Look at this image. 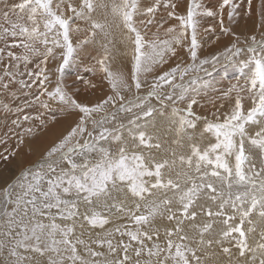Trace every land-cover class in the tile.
<instances>
[{
  "label": "snow or ice",
  "instance_id": "1",
  "mask_svg": "<svg viewBox=\"0 0 264 264\" xmlns=\"http://www.w3.org/2000/svg\"><path fill=\"white\" fill-rule=\"evenodd\" d=\"M17 84L12 155L66 124L0 185V264H264V0H0V90Z\"/></svg>",
  "mask_w": 264,
  "mask_h": 264
},
{
  "label": "rangeland",
  "instance_id": "2",
  "mask_svg": "<svg viewBox=\"0 0 264 264\" xmlns=\"http://www.w3.org/2000/svg\"><path fill=\"white\" fill-rule=\"evenodd\" d=\"M10 2H18V0H10ZM174 2L178 3V8L182 6V7L187 9V5L190 2V0H174ZM237 2H239V0H237ZM160 15H166V13L163 12V9H161ZM241 18L244 19L245 21L242 20ZM171 22H172V20L169 21V23H171ZM212 22L213 21L210 20V19L207 20L205 22V26H207V24H211ZM225 22H226V24L229 23L226 20H225ZM242 22L244 24L247 22L248 24L252 25V22H250V20H247L243 15L238 16L235 21L231 22V26L236 25L234 27V30L237 33H240V34H244V33L248 32V29H246V30L242 29V26L244 25ZM167 26L168 25H165V27H167ZM13 50L14 51H18V49H13ZM212 50L213 49H208V52H210ZM203 54L206 55L208 53H203ZM81 57L83 58L85 64L93 63V61L89 58L87 52L81 53ZM118 59H123V58L119 57ZM118 59H117V62H120V60H118ZM35 63H36V61L31 63V65L29 64L27 66V69H29V71L34 69L35 68ZM21 65H22V68L20 67L19 72L17 74V78L19 77V73L21 71H23V69H25V66L23 67V64H21ZM49 67H50V64H49ZM82 70L83 69L81 68V71ZM239 76H240V73H239V69L238 68H236V67H228L226 70L225 69H220L217 72H214L210 77H206V79L210 81V83L213 85V87L223 89V88L228 87L229 83H234L236 78H239ZM25 77H23V78H25ZM85 78L86 79H92V77L89 74H85ZM74 79H75V66H73L72 68L68 69L67 72H66V75H65V80L69 84ZM81 88H83V86H81ZM106 90L107 89H105V91ZM206 91L208 92V95L204 96V98L201 99V104L204 105V107L201 109L203 111H207V110L211 109L212 104L209 103V100L212 97H214L215 95H217L216 93L212 92L211 89H208ZM97 93L98 94H96V95H100L101 94L99 92H97ZM202 96H203V93H202ZM89 98L90 99H95V96H92V95L89 94ZM2 100H7V102H10V100H13L11 93L2 95V93L0 91V101H2ZM219 103H220L219 101H216L217 105ZM2 112H4V111L0 110V115L2 116V119L11 116V115H9V113L4 115ZM59 126L60 125H56L55 127H59ZM55 127H53V129H55ZM57 129H59L58 130V133H59L61 130H60V128H57ZM5 133L6 134H10V131H5ZM44 137H46L45 136V132L44 131H39V134L37 132V136H36L37 140H34V141H36V142L37 141H44ZM27 142H29V140L28 141L26 140L27 150H26V148H25V150L26 151H29V149L32 150L31 147L29 146V144H27ZM0 146L2 147V148H0L1 149L0 150V185H2L5 182V180H9L11 175L14 174L16 172V170H18V169H20L22 167L23 161H21V163H19V161L17 160V156L16 155L14 156V155L11 154L12 149H10L6 144L4 145V143L0 142ZM21 147L24 148L25 146H21ZM4 148L6 149V151H4ZM25 155H26V153H25ZM27 157H30L29 152H28V154L26 155L25 158H27ZM31 160H33V157H32V159H28L27 163H30Z\"/></svg>",
  "mask_w": 264,
  "mask_h": 264
},
{
  "label": "bare ground",
  "instance_id": "3",
  "mask_svg": "<svg viewBox=\"0 0 264 264\" xmlns=\"http://www.w3.org/2000/svg\"><path fill=\"white\" fill-rule=\"evenodd\" d=\"M178 11L181 13V14H184L185 13V11H186V8H184V7H179L178 8ZM242 19V18H241ZM225 20L227 21V18L225 17ZM242 20H244V19H242ZM245 21V20H244ZM250 22H252L251 20H250ZM173 23H176V21L175 20H172V22L170 23V24H173ZM213 23V22H212ZM243 23V22H242ZM244 24V23H243ZM236 25H233L232 27L234 28ZM252 27H253V25H250V24H248L247 22L242 26V29H244V30H246V29H248V31H250L251 29H252ZM238 31V30H237ZM241 32V31H240ZM117 48H119L120 49V51L122 52L123 51V46L122 45H119V44H117ZM203 53H208V49L206 48V50L203 52ZM202 53V54H203ZM119 58V57H118ZM117 58V59H118ZM118 60H120L121 61V59H118ZM31 65V64H30ZM120 65V62H117L116 61V63L113 65V68H114V70L116 69V67H118ZM28 66V65H27ZM23 67H24V65H23ZM34 67V66H33ZM51 67H53V64H51L50 63V68ZM21 68H22V65H21ZM32 68V67H31ZM27 70H29V69H27ZM26 71V69H23V71H21L20 73H19V77L17 78V80H19V79H21V78H23V77H25L23 74H24V72ZM23 79H27V77H25V78H23ZM68 80V79H67ZM1 91V93H2V95L3 94H10L11 92H16V94L18 95V99H15V100H10V102L9 103H13L14 105H22L24 102H25V100L26 99H30L31 97H25V96H23V94L20 92V90H19V85L17 84V85H15V86H13V89H11V91L10 92H8V93H5V92H3V90H0ZM82 93H83V88H82ZM96 94H98V93H96ZM205 109V108H204ZM0 110H2V109H0ZM3 111V110H2ZM197 111L198 112H200V113H203V114H207V113H210L211 111H213V107H211V109H209V110H207V111H203V110H201V109H197ZM4 115L5 114H8V112H2ZM9 115H11L10 117H6V118H4V119H2V116L0 115V140H4V139H6L7 140V143H6V145L10 148V149H12V150H14L15 149V147H16V144L18 143V141H17V138H16V136L15 135H13L12 134V132H10V134H6L5 133V131H10V129H13L14 128V126H13V124H12V120L13 119H16V116L13 114V113H9ZM65 124H66V121H61V123L60 124H58V125H60L59 127H55V129H53V127H50L47 131H44L45 132V136L46 137H44V141H34V140H37V138L36 139H34V140H32V141H29V142H27V144H29V146L31 147V149L32 150H30L29 148V151H26L27 150V147H26V142H25V144L24 145H22V146H25L24 148L23 147H20V149H19V151H17L16 152V156H17V160L19 161V163H21V161H23V164H22V166H24L25 164H28L27 163V160L28 159H32V157H33V160H31V162L32 161H34L35 159H37L38 158V156H39V153H40V151H41V149L47 144V143H50L54 138H55V136L58 134V130L59 129H57V128H60V130H62V128H63V126H65ZM16 131H19L18 129L16 130ZM199 133V128H198V130H197V134ZM38 134H39V131H38ZM37 136V135H36ZM28 141V140H27ZM4 145H5V143H4ZM0 148H2L1 146H0ZM25 148H26V150H25ZM1 150V149H0ZM4 151H6V149L4 148ZM28 152H29V155H30V157H27V158H25L26 157V155L28 154ZM25 153H26V155H25ZM14 155V156H15ZM36 157V158H35ZM30 162V163H31ZM19 170V169H18ZM18 170H16V172L18 171ZM16 172L14 173V174H12L11 175V177L9 178V180L16 174ZM9 180H5V182L6 181H9ZM3 185V184H2Z\"/></svg>",
  "mask_w": 264,
  "mask_h": 264
}]
</instances>
